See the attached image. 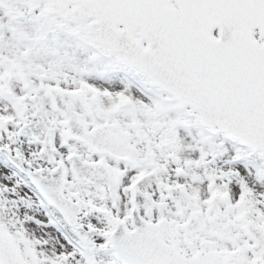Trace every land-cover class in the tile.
Segmentation results:
<instances>
[{
    "label": "snow or ice",
    "instance_id": "snow-or-ice-1",
    "mask_svg": "<svg viewBox=\"0 0 264 264\" xmlns=\"http://www.w3.org/2000/svg\"><path fill=\"white\" fill-rule=\"evenodd\" d=\"M0 264H264V0H0Z\"/></svg>",
    "mask_w": 264,
    "mask_h": 264
}]
</instances>
